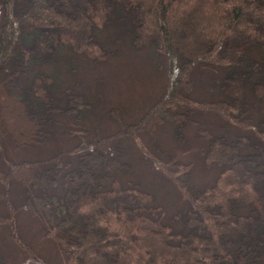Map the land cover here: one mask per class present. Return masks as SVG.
<instances>
[{"label": "trees", "instance_id": "obj_1", "mask_svg": "<svg viewBox=\"0 0 264 264\" xmlns=\"http://www.w3.org/2000/svg\"><path fill=\"white\" fill-rule=\"evenodd\" d=\"M123 40L163 61L148 130L171 122L181 138L196 121L186 103L211 113L209 126L196 124L212 181L193 182L191 164L172 155L149 156L163 185L178 189L172 209L121 179L127 126L45 157L9 155L41 146L68 115L82 119L85 97L58 65L104 62ZM13 184L54 246V264H264V0H2L0 223L32 264H51L18 233Z\"/></svg>", "mask_w": 264, "mask_h": 264}, {"label": "rangeland", "instance_id": "obj_2", "mask_svg": "<svg viewBox=\"0 0 264 264\" xmlns=\"http://www.w3.org/2000/svg\"><path fill=\"white\" fill-rule=\"evenodd\" d=\"M1 7L2 0L0 16ZM124 42L125 40L114 44L116 52L104 62L97 63L83 58L82 61H77L79 63L71 71L60 63L58 67L65 79L85 97L86 103L81 108L82 119L78 120L73 114L68 115L62 118L63 125L56 126L41 146L17 150L10 147L9 155L16 161L45 157L60 149L71 148L74 144L97 134L105 135L115 132L122 125L127 126L129 136L126 135L123 142L124 155L130 168L121 179L139 183L145 190L159 197L158 203L172 209L178 189L171 182L163 185L165 178L156 168L155 160L149 156L155 153L163 158L172 155L174 158L171 160L177 159L191 164L190 179L193 182L203 184L212 181L217 176V169L214 165L203 163L204 156L200 151L206 141L198 136L197 127L200 124H196L203 121V126H209L211 113L205 114L203 111L197 115L200 109L186 103L184 107L196 121L186 120L181 138H176L172 133L175 124L171 122L158 124L153 130H148L143 117L149 108L160 101L162 97L158 98L165 89L166 78L161 70L164 68L163 61L148 48H134ZM157 63H160V68ZM66 80L58 79L60 84L67 83ZM197 89L195 94L203 96V87L198 86ZM76 115H80V112ZM135 129L142 132H131ZM10 197L17 207L14 221L18 233L40 255L47 257L49 262L54 264L53 260L59 256L51 242L39 230V223L21 209V189L15 184L11 187ZM0 251L6 264H32L27 253L20 250L11 240L5 224L2 226V223Z\"/></svg>", "mask_w": 264, "mask_h": 264}]
</instances>
